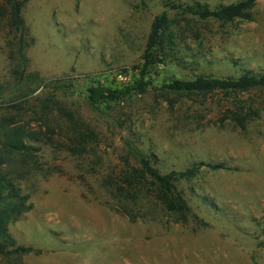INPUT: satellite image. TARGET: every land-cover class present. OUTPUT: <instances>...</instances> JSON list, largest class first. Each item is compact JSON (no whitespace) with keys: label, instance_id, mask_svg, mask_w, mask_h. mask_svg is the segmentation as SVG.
Returning <instances> with one entry per match:
<instances>
[{"label":"rangeland","instance_id":"rangeland-1","mask_svg":"<svg viewBox=\"0 0 264 264\" xmlns=\"http://www.w3.org/2000/svg\"><path fill=\"white\" fill-rule=\"evenodd\" d=\"M196 1L240 0H30L21 30L7 26L0 0V119L55 129L52 141L30 142L37 163L16 184L31 210L0 237V264H264V89L171 88L263 74L264 0L252 20L230 23L166 7ZM163 13L160 44L147 51ZM101 88L109 92L90 104ZM52 96L92 132L84 151L69 123L46 118ZM138 154L161 174L205 164L179 185L196 220L176 223L146 200L113 198L125 160Z\"/></svg>","mask_w":264,"mask_h":264},{"label":"trees","instance_id":"trees-1","mask_svg":"<svg viewBox=\"0 0 264 264\" xmlns=\"http://www.w3.org/2000/svg\"><path fill=\"white\" fill-rule=\"evenodd\" d=\"M3 1L9 12L7 26L21 30L23 28L21 11L30 0ZM257 1L240 0L235 3L216 6L196 1L181 6L169 3L166 7H170L172 10L181 9L183 14L200 20L214 19L230 23L236 19L252 20ZM167 24L168 16L166 13L156 17L152 24L147 51L159 46L160 33L163 32ZM26 64L25 56H20L18 67L21 68ZM171 88L185 94H208L215 91L247 92L254 89H264V73L248 72L238 78L226 80L198 77L193 81H177ZM108 92L109 89L103 88L91 92L89 103L102 99L104 94ZM45 109L47 110L46 118L50 114H55L56 117L59 116L63 121L69 123L71 139H79L81 142L77 151H84L85 139L89 138L92 132L80 120H77L73 113L67 111L62 102L56 101L53 96L49 99ZM54 132L55 129L51 127H48L46 133L41 131L30 132L24 126L19 125L16 118L3 117L0 119V237L6 238L7 225L10 221L31 210L30 195L24 193L22 186L16 184L19 173H26L21 172V169H27L30 172L37 163L36 156L31 152L35 148L30 145V142L39 143L43 139L52 141L48 133L54 134ZM37 150L39 151L38 148L35 151ZM135 161L132 164L131 161L125 160L124 167L118 175V183L111 191L114 199L123 201L126 206H129L130 202L146 200L155 205L156 208H160L162 213L174 217L176 223L186 224L190 220H196L187 196L179 185L182 181L188 182L195 178L199 173V167L205 164L193 165L184 172L172 171L161 174L143 155H136ZM208 167L213 170L225 169L223 165H209ZM203 202L208 203L207 200H203ZM126 211L128 212L127 209Z\"/></svg>","mask_w":264,"mask_h":264},{"label":"water","instance_id":"water-1","mask_svg":"<svg viewBox=\"0 0 264 264\" xmlns=\"http://www.w3.org/2000/svg\"><path fill=\"white\" fill-rule=\"evenodd\" d=\"M76 96V93H62L61 94V97L62 98H71V97H75Z\"/></svg>","mask_w":264,"mask_h":264},{"label":"built area","instance_id":"built-area-1","mask_svg":"<svg viewBox=\"0 0 264 264\" xmlns=\"http://www.w3.org/2000/svg\"><path fill=\"white\" fill-rule=\"evenodd\" d=\"M118 78H119L120 80H122V79H123L121 75H120V76H118Z\"/></svg>","mask_w":264,"mask_h":264}]
</instances>
